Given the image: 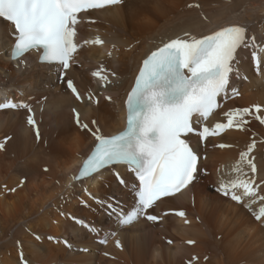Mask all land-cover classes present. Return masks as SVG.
Returning <instances> with one entry per match:
<instances>
[{"label": "bare ground", "instance_id": "obj_1", "mask_svg": "<svg viewBox=\"0 0 264 264\" xmlns=\"http://www.w3.org/2000/svg\"><path fill=\"white\" fill-rule=\"evenodd\" d=\"M96 18L99 24L92 34L103 40V46L87 54L92 64L105 57L106 52L112 54L103 75L108 80L101 79L105 88L96 106L88 102L77 104L64 93L63 86L52 89L44 83L49 79L42 67L32 68L30 63L26 70L14 69L2 54L10 42L6 27L0 25V88H16L35 99L46 97L36 130L24 120V112L0 113V144L5 145L0 150V264H22L21 252L28 264H264L261 222H254L243 207L199 184L158 204L160 212L178 210L184 216L165 217L162 228L143 223L126 228L118 234L119 247L117 241L105 248L93 245L89 235L67 219L71 214L89 224L91 220L105 224L103 215H94L95 211L80 203L86 199L85 187L100 198L126 197L111 171L104 172L103 181L72 180L96 141L90 131L73 125L71 107L78 108L81 123L89 128L94 130L95 120L103 135L118 133L123 127L122 99L140 61L151 50L184 32L199 37L221 27L243 25L249 36H255L257 55L264 60V52L260 51L264 47V0H130L121 7L97 12ZM250 53L248 49L243 55L240 70L252 77ZM71 74L84 80L78 82L81 91L90 85L83 71ZM260 81L251 78L249 84L239 82L241 97L229 107L252 109L253 105H260L264 110V83ZM248 119L246 130L232 128L218 140L217 145L231 147L207 150L203 164L213 176L215 172L234 175L232 169L240 160V153L254 140L250 156L258 169L257 182L264 180V125L254 116ZM244 167L247 171L246 162ZM13 188L16 190L10 191ZM61 212L65 215L61 216ZM35 235L41 239H35ZM79 247L88 248L89 252L79 253Z\"/></svg>", "mask_w": 264, "mask_h": 264}, {"label": "snow or ice", "instance_id": "obj_2", "mask_svg": "<svg viewBox=\"0 0 264 264\" xmlns=\"http://www.w3.org/2000/svg\"><path fill=\"white\" fill-rule=\"evenodd\" d=\"M121 2L122 0H0V18L8 22L7 35L13 41L11 59L27 66L26 61L21 58L35 50L39 53L41 64L59 65L57 79L66 83L78 101L82 100L73 80L67 79V73L75 62L73 53L78 47L75 42L78 14L89 9L115 6ZM91 43L99 45L103 44V40L98 37ZM258 47L255 36H249L243 25L221 27L211 34L199 37L184 32L183 37L162 43L143 60L134 85L127 93L126 124L123 130L105 136L97 121H92L93 130L88 124L81 123L79 113L73 109L77 125L90 131L96 144L72 180L103 181L104 172L111 171L116 183L134 194L133 204L129 209H124L119 207V201L114 196L100 198L85 187L83 191L86 199L82 198L80 203L114 219V223L120 228L131 226L141 217L151 222L158 221L160 217L150 214V210L155 208L162 197L188 188L201 174L208 175L207 169L200 167L201 158L197 148L192 145L193 137H197L199 142H206L210 136H218L228 129L246 130L248 118L252 116L264 125V110L260 105L252 106L254 112L249 108L224 112L226 123L217 122L211 128L206 123L220 108L221 96L228 98L230 89L233 96L240 94L238 88L232 87L233 77L248 79L247 76L240 75V58L244 50L251 49L252 60L258 72L261 71ZM260 51L264 52V47ZM93 76H100L99 71L93 72ZM100 78L106 82L108 80L106 76ZM105 99L110 101L111 97ZM96 103L99 101L96 100ZM17 107L28 109L30 114L27 123L35 126L31 108L23 101L19 104L12 101L0 103V109ZM9 139L10 137H5V140ZM213 146L231 147L226 144ZM254 147L253 140L247 150L240 153V160L232 169L235 175L220 173L215 191L249 211L252 210V204L259 200L261 207L255 213V219L264 224V195H260V191H264V180L257 182L258 169L254 158L250 156ZM3 149L5 145L0 144V150ZM117 165L125 166L134 178H126L116 169ZM23 183L22 180L21 185ZM60 215L64 216L65 213L61 212ZM178 215L185 214L179 212ZM67 219L96 236L103 231L102 227L97 231V225L86 223L75 215L69 214ZM111 235L115 236L116 232L112 231ZM35 239L41 238L35 235ZM48 239L52 240L54 237ZM106 242L107 234L99 243ZM17 244L19 246L20 242L17 241ZM64 244L71 247L66 240ZM119 246L117 241V247ZM20 256L22 264H28L23 259L22 252Z\"/></svg>", "mask_w": 264, "mask_h": 264}]
</instances>
